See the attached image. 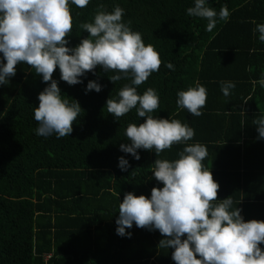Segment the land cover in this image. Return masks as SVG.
<instances>
[{
    "label": "trees",
    "instance_id": "obj_1",
    "mask_svg": "<svg viewBox=\"0 0 264 264\" xmlns=\"http://www.w3.org/2000/svg\"><path fill=\"white\" fill-rule=\"evenodd\" d=\"M99 4L107 11L122 7V20L159 52V70L137 86L139 94L149 87L158 92L160 107L153 113L158 118L203 124V116L211 113L216 121L234 116L240 102L252 98V82L264 78V43L254 32L264 23V0H208L217 12L222 6L230 12L228 21L212 31H206V19L187 14L193 0H90L84 8L70 5L69 46L88 37L80 25L93 20ZM168 62L174 71L165 67ZM15 67L16 74L0 85V264H176L174 249L159 247L164 238L159 230L134 223L126 229L130 237L116 232L124 194L150 197L152 189L155 151L138 149L136 160L120 150V144L130 143L127 125L145 118L133 108L117 120L105 107L130 80L112 82L109 76L115 73L98 65L81 77L82 83L69 85L56 67L52 78L82 110L69 136L45 138L35 133L34 108L50 81L43 82L26 62ZM89 80L100 83L101 91L86 93ZM196 81L207 88V102L229 100L222 112L206 105L199 117L178 110L177 92ZM220 81L235 82L227 98ZM121 156L129 161L126 171L118 167ZM62 218L70 221L62 225Z\"/></svg>",
    "mask_w": 264,
    "mask_h": 264
},
{
    "label": "clouds",
    "instance_id": "obj_2",
    "mask_svg": "<svg viewBox=\"0 0 264 264\" xmlns=\"http://www.w3.org/2000/svg\"><path fill=\"white\" fill-rule=\"evenodd\" d=\"M90 0H0V85L7 84L16 74V65L26 62L42 77L46 87L38 94L34 120L38 122L36 135L56 138L69 136L73 122L81 113L75 99L62 94L58 81L52 78L56 67L60 79L69 85L82 83L86 72L99 65L112 82L128 79L115 97L108 98L106 109L118 120L136 109L143 123H129L125 136L130 143L120 144V150L140 159L138 149L154 150L157 157L174 144L185 146L174 160L156 159L152 174L163 187H153L150 197L132 192L124 194L119 203L116 232L131 236L126 229L137 227L159 230L164 237L160 248H173L176 264H264V220L245 221L241 210L233 207L231 196L217 199L219 184L211 169L203 164L207 148L200 142L187 143L195 135L194 129L179 119L156 117L160 107L158 92L149 87L142 94L137 86L159 70L161 59L152 44H145L142 34L122 20L124 9L115 5L107 11L99 4L91 22L80 25L89 33L76 46H69L65 38L72 30L70 5L84 8ZM189 16L206 19V31L218 22H227L230 12L222 6L219 12L208 0H193ZM253 23H256L253 21ZM254 32L264 43V23H257ZM6 61V63L4 62ZM175 70L171 62L165 64ZM256 83V82H254ZM258 83L264 87V78ZM221 92L229 97L234 81H220ZM102 85L89 80L85 92H100ZM176 105L199 117L206 104L207 88L199 81L177 92ZM258 139H264V114L254 121ZM118 167L126 171L129 161L121 156ZM186 238H182L185 237Z\"/></svg>",
    "mask_w": 264,
    "mask_h": 264
},
{
    "label": "crops",
    "instance_id": "obj_3",
    "mask_svg": "<svg viewBox=\"0 0 264 264\" xmlns=\"http://www.w3.org/2000/svg\"><path fill=\"white\" fill-rule=\"evenodd\" d=\"M252 86V98L241 101V108L236 110L234 116L225 115L216 121L211 113L203 116V124H189L188 121L181 120L195 132L192 140L187 143L200 142L207 148L208 156L203 164L211 169L213 179L219 184L217 199L231 196L233 207L237 206L241 210L245 221L264 220V139L257 138V125L253 123L257 117L264 114V87H261L258 81H253ZM216 101L207 102L206 99L205 105L210 107L212 112H222L223 101L229 100ZM184 146L174 144L158 157L155 153L153 160H174ZM151 179L150 188L163 187L162 182L157 181L154 176ZM69 221L62 218L60 223L65 225ZM260 247L264 250V244Z\"/></svg>",
    "mask_w": 264,
    "mask_h": 264
},
{
    "label": "built area",
    "instance_id": "obj_4",
    "mask_svg": "<svg viewBox=\"0 0 264 264\" xmlns=\"http://www.w3.org/2000/svg\"><path fill=\"white\" fill-rule=\"evenodd\" d=\"M46 257H49V255H46Z\"/></svg>",
    "mask_w": 264,
    "mask_h": 264
}]
</instances>
